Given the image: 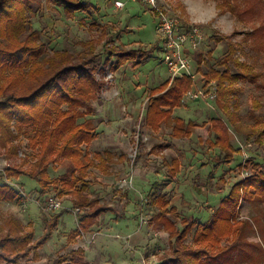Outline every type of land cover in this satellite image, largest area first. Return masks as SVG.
<instances>
[{
    "label": "rangeland",
    "instance_id": "rangeland-1",
    "mask_svg": "<svg viewBox=\"0 0 264 264\" xmlns=\"http://www.w3.org/2000/svg\"><path fill=\"white\" fill-rule=\"evenodd\" d=\"M82 1L89 9L72 17L63 7L41 0L29 13V22L32 29L41 33L48 52L66 50L80 54L85 52L82 42L94 41L96 53L102 54L109 40H113L112 46L118 50L147 51L145 61L138 67L127 64L116 71L112 69L116 59L106 65L103 56L97 72L105 86L93 101L92 119L97 138L88 152L93 156L109 150L116 159L108 173L91 169L88 180L92 196L100 199L101 206L112 208L119 215L103 213L91 232L79 236L74 233L79 214L73 207L72 196H61L52 188L48 195L60 200L61 209L46 213L42 206L48 195L42 197L39 183L24 175L19 179L0 180L23 196V200L12 202L0 200V237L9 229L7 222L18 219L26 228L25 232L34 230L35 240H38L44 235L46 221L62 214L52 237L39 249L38 257L31 255L17 264H54L58 257L80 248L85 250L86 260L94 264H141L143 261L160 264L172 250L169 233L152 219L155 208L148 196L154 182L167 185L165 193L179 210L175 218L181 230L180 220L187 216L210 221L232 187L254 174L251 166L240 168L241 165L253 159L264 166V135L258 138L264 130V0H227L236 7V13L226 6L220 7L214 0H161L170 15L179 17L185 26H194L202 36L200 46L195 49L188 46L186 55L192 69L201 73L194 91L201 90L204 95L183 102L172 117L195 122L192 136L183 139L173 136L172 120L159 132L145 124L150 92L171 78L163 61V42L157 33L159 20L153 9L142 1ZM116 1L125 3V7L117 9ZM231 48L235 49L234 59L252 65L261 76L257 82L233 83L236 92L223 102L241 130L237 133L229 123L231 141L242 154L235 155L231 164L219 166L220 151L212 146L215 138L211 121L228 119L211 98L216 83L206 85L203 75L212 69L224 72L226 69L220 63L230 55ZM231 67L235 73V67ZM226 86L228 88L230 83ZM254 102L256 108H252ZM19 143V157L11 160L0 146V171L21 164L23 155L34 160L35 154L26 137H21ZM121 155L127 159L118 161L117 156ZM173 158L180 161L181 170L171 182L168 168ZM49 172L51 177H58L64 175L66 169L50 167ZM130 177L132 183L122 185V181ZM246 192L245 188L235 220L236 227H244L243 237L237 248L230 247L233 241L223 239L216 252L225 250L215 252L217 257L211 258L212 264H264V204L257 199H246ZM244 222L250 225L243 226ZM191 242L192 235L185 243ZM0 264L12 263L0 259Z\"/></svg>",
    "mask_w": 264,
    "mask_h": 264
},
{
    "label": "trees",
    "instance_id": "trees-1",
    "mask_svg": "<svg viewBox=\"0 0 264 264\" xmlns=\"http://www.w3.org/2000/svg\"><path fill=\"white\" fill-rule=\"evenodd\" d=\"M63 7L67 15L74 17L79 11H87L88 6L82 0H47ZM220 7L226 6L232 13L236 7L227 0H214ZM41 0H0V146L6 150L9 160L19 157V140L26 137L34 160L23 155L21 164L10 165L0 171V180L19 179L28 176L36 180L43 197L53 188L61 196L71 195L73 207L80 209L77 235L91 232L97 225L98 218L107 212H118L101 206L100 199L94 198L90 191V170L93 168L108 173L116 156L109 150L103 153L88 152L96 140L92 115L95 111L93 101L98 98L105 83L97 76L100 61L105 64L113 59L112 69L118 70L130 64L136 68L141 65L147 51L137 49L118 50L112 46L113 40L106 43V51L96 53L94 41L82 42L85 52L73 54L66 50L48 52L41 41V33L32 29L29 13ZM220 63L224 72L212 69L203 75L205 84L215 82V102L227 117L212 119L214 131V149H219L217 165L231 164L235 155L242 154L230 137L229 123L237 133L241 130L236 125L234 114L225 106L226 97L236 90L233 83L239 80L257 82L261 76L252 65L234 59L235 49ZM233 65L236 72L233 73ZM200 69V67H199ZM199 71V70H198ZM200 76L201 73L198 72ZM230 83L227 88L226 84ZM194 81L185 76L172 84L166 81L150 92L146 107L145 124L154 132L160 131L164 124L173 121V136L177 139L190 138L196 128L194 121L186 122L180 117H173L174 111L183 106L186 94L194 89ZM256 108V103H252ZM89 117V118H87ZM85 119L83 122L80 120ZM264 130L259 133L262 138ZM257 141V140H256ZM86 146L84 149L83 146ZM118 161H125V155L117 156ZM64 167L62 176L51 177L50 167ZM253 175L232 187L230 194L222 200L214 212L213 218L202 223L187 216L180 220L182 229L176 222L179 210L168 199L166 184L159 182L152 187L148 199L155 208L153 221L159 228L169 233L172 253L160 264H212L211 258L217 257L225 249L218 250L223 239L233 241L231 248H237L243 228L236 227L238 209L242 191L246 188V199H257L264 204V166L249 159L240 168L250 167ZM217 167V166H215ZM181 163L173 158L168 168L171 182L179 175ZM23 200L20 191L8 183H0V200ZM119 215V214H118ZM62 214L51 221H46L44 235L35 240L34 230L25 232L16 221L7 222L8 232L0 237V259L17 264L31 255L38 257V251L44 247L58 227ZM249 226L250 223H241ZM192 235V242L185 241ZM216 252V253H215ZM206 258V260H203ZM209 259V261H208ZM54 264H94L86 260L85 250L77 249L69 255L58 257Z\"/></svg>",
    "mask_w": 264,
    "mask_h": 264
},
{
    "label": "built area",
    "instance_id": "built-area-1",
    "mask_svg": "<svg viewBox=\"0 0 264 264\" xmlns=\"http://www.w3.org/2000/svg\"><path fill=\"white\" fill-rule=\"evenodd\" d=\"M132 1H142L143 3L150 6L158 17L157 33L163 42V52H164V63L168 67L170 72L171 84L179 78L185 76L190 77L195 85L198 82V73H196L191 66L190 60L186 55V49L188 46L192 48H198L202 41V36L200 31L190 26H185L182 20L177 16L169 14V10L161 5V0H132ZM115 7L117 9H122L125 7V3L121 1L115 2ZM198 88H200L198 86ZM204 95L201 90L194 91V89L188 92L183 100L198 99L200 96ZM211 98L215 100L216 89L211 93ZM132 177L129 179H124L122 185H127L132 183ZM42 209L46 213L56 212L61 209L60 200L55 195H48L43 203ZM79 214L80 209H76ZM141 264H145L143 261Z\"/></svg>",
    "mask_w": 264,
    "mask_h": 264
},
{
    "label": "crops",
    "instance_id": "crops-1",
    "mask_svg": "<svg viewBox=\"0 0 264 264\" xmlns=\"http://www.w3.org/2000/svg\"><path fill=\"white\" fill-rule=\"evenodd\" d=\"M188 50V48L186 49V51ZM123 67V66H122ZM121 67V68H122ZM120 69V68H119ZM167 81H170V79L169 80H167ZM165 83V82H164ZM170 84H171V81H170ZM146 112V111H145ZM145 116H146V113H145ZM178 117V116H177ZM159 132V131H158ZM137 179H139L138 177H137ZM140 180V179H139ZM158 181H156V182H154L153 184H152V186L151 187H153V185L155 184V183H157ZM152 191V190H151ZM8 202H12V201H8ZM216 210V209H215ZM200 220V219H199ZM15 221V220H14ZM17 221V223H18V225H19V227H21L23 230H26V228L24 227V225L22 224V222H21V220L19 221L18 219L16 220ZM202 222V221H201ZM207 222H209V221H207ZM207 222H202V223H207ZM32 224H34V223H32ZM23 225V226H22ZM8 226V225H7ZM9 230V229H8ZM8 230H5L4 232L5 233H7L8 232ZM86 249V248H85Z\"/></svg>",
    "mask_w": 264,
    "mask_h": 264
}]
</instances>
